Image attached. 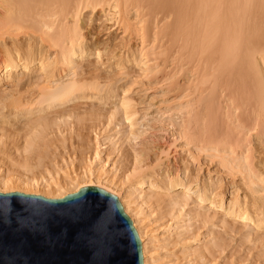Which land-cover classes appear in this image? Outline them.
Instances as JSON below:
<instances>
[{
	"label": "bare ground",
	"instance_id": "1",
	"mask_svg": "<svg viewBox=\"0 0 264 264\" xmlns=\"http://www.w3.org/2000/svg\"><path fill=\"white\" fill-rule=\"evenodd\" d=\"M96 7L123 30L136 31L140 38V57L137 59L132 54L131 60L142 67L143 74L147 78L163 75L159 84L154 81L158 84L155 85L171 91L172 97L171 102L166 100L168 105L164 110L159 104L157 107L158 113L169 120L172 143L180 141L194 159L201 154L217 159L222 170L248 177L251 187L260 184L264 190V177L253 162L254 139L264 140V0H0V91H11L19 70L36 68L43 75V84L34 100L23 102L18 94L16 97L12 94L15 90L0 97V108L6 109L3 113L0 109V118L8 117V123L23 118L26 128L22 144L16 148L18 157L13 161L22 172L7 175L0 172V192L62 198L83 186L103 188L118 198L131 219L141 241L143 264H154L146 230V222H151L146 220L145 201L140 195L134 196L135 192H141L142 185L147 184L149 190L152 189L149 198L155 195L156 189L166 193L162 194L166 196L167 205L177 211L170 215L176 229L180 226L189 192L192 191L198 204L206 200L214 203L207 195V187L200 186L198 181L191 185L190 179L183 178L186 175L162 177V172L157 178L146 171L147 164L136 152L126 172L128 175L125 174L126 186H123L125 183L114 185L113 175L111 179L102 177V168H96V164L80 172H60L57 161L48 156L47 135L53 125L46 113L78 98L102 100L114 95L111 89L103 91V85L94 80L82 82L75 77L77 59L91 53L89 47L83 45L80 14L84 9L92 11ZM131 10L133 19L129 17ZM158 15V20L153 22ZM21 35L46 43L54 56L46 49L36 50L30 45L23 50L19 43L15 45L14 39ZM8 38L13 43L11 47L5 41ZM160 57L170 59L172 67L166 70L165 60L161 62ZM64 75L69 77L63 79ZM129 96L122 94L118 101L115 111H121L122 118L120 116L117 124L126 126L127 137L124 138L136 140L142 135V125ZM104 134L106 140L115 138ZM96 144L94 158L98 159L102 143ZM169 150L168 146L161 147L155 161L160 163L167 159ZM224 211L234 219L264 225V212L262 217L254 218L247 207L236 203L224 207ZM152 230L155 233V229Z\"/></svg>",
	"mask_w": 264,
	"mask_h": 264
},
{
	"label": "rangeland",
	"instance_id": "2",
	"mask_svg": "<svg viewBox=\"0 0 264 264\" xmlns=\"http://www.w3.org/2000/svg\"><path fill=\"white\" fill-rule=\"evenodd\" d=\"M87 9L82 10L80 14L79 26L84 40L83 45L89 47L92 54L77 59L78 68H76L75 77L82 82L94 80L103 85L102 87L99 85L103 91L111 89L114 95L102 100L95 97L78 98L46 113L50 125H53L47 135L49 158L54 157V161H57L61 167L60 172L74 170L80 172L96 164V168H102V177L105 175L111 179L113 175L114 185L119 186L125 183L128 175L126 172L131 168L134 160L133 154L136 152L141 154L143 163L147 164L146 171L157 178L161 177L162 172V177L174 174L182 177L186 175L183 178L190 179L191 185H195L198 181L200 186L207 187V195L214 200V203L211 204L206 200L198 204L195 195L192 191L189 192V199L184 206L181 219L179 218L180 226L176 229L170 215H175L177 211L167 205V199L164 196L166 193L156 189L155 195L149 198L152 189L149 190L147 184L142 185L141 192H135L134 196L140 195L145 201V213L148 215L146 220L150 219L152 223L146 222V230L149 237V254L154 264H264V225L255 226L250 221L234 219L226 215L224 211V207L236 203V205L247 207L252 217H262L264 215V190L261 185L254 184L251 187L248 184V177H243L238 173L233 174L224 168L222 170L215 158L201 154L194 159L185 149L186 147L180 145V141L174 142L176 146L174 147L171 128L168 126L169 120L161 116L160 112L158 113L160 106L163 110L167 107L172 92L164 91L162 86H156L159 84L158 81L163 79L160 78L162 74L147 78L143 74L142 67H138L131 60L132 54L138 57L137 59L140 57V38L136 31L132 28L123 30L114 19L107 20L99 7L92 11ZM129 17L134 18L133 10L130 11ZM158 18L159 15L153 22H156ZM150 22L152 23V19ZM22 36L17 38L19 41L14 39L16 40L15 45L19 43L23 50L30 45L36 50L46 49L48 54L51 53V57L54 56V53L46 47V43H41L35 37L29 40L26 36ZM5 41L7 45L11 44L8 46H13L9 38ZM167 57L166 59L160 57L161 62L165 60L163 64L167 66L166 70L172 67ZM32 70H19L17 82H14L17 85L13 84L11 91L8 89L10 92L15 90L12 94L15 97L17 96L15 94H18L23 102L34 100L39 87L43 84L41 72L36 68ZM64 76L63 79L68 75ZM2 91H0V97H4V94L8 92L7 90H4V93ZM103 91L101 92L104 93ZM166 93L170 94L166 95ZM122 94L130 95L134 108L136 112L138 111L136 116L142 125V135H139L136 140L124 138L125 135L127 137V131H124L127 130L126 126L117 124L121 121L122 113L119 110L116 113L115 110ZM158 104L159 107H157ZM5 111L4 108L2 113ZM7 118H4L6 123L3 118V122L0 121V172L5 175L22 172L13 161L15 162L18 157L16 148L22 144L26 131L23 118L17 120L18 122L12 120L9 123L6 121ZM114 124L115 127H113ZM108 129L110 131L106 132ZM104 132L115 138L111 139L112 141L106 140ZM98 142L102 143L100 158L95 159L94 153ZM170 144L172 147H169ZM167 146L170 149L168 158L158 163L157 160L155 161L158 150L161 147L167 148ZM253 155L255 169L264 177V140L256 139L255 141L254 139ZM45 161L47 163L48 158ZM152 165L153 167H150ZM126 185L125 183L123 186ZM152 229H155V233Z\"/></svg>",
	"mask_w": 264,
	"mask_h": 264
},
{
	"label": "water",
	"instance_id": "3",
	"mask_svg": "<svg viewBox=\"0 0 264 264\" xmlns=\"http://www.w3.org/2000/svg\"><path fill=\"white\" fill-rule=\"evenodd\" d=\"M0 264H143L118 198L83 186L62 198L0 192Z\"/></svg>",
	"mask_w": 264,
	"mask_h": 264
}]
</instances>
